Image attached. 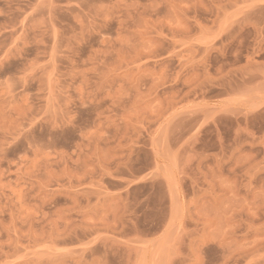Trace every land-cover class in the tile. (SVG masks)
<instances>
[{
	"label": "rangeland",
	"instance_id": "obj_1",
	"mask_svg": "<svg viewBox=\"0 0 264 264\" xmlns=\"http://www.w3.org/2000/svg\"><path fill=\"white\" fill-rule=\"evenodd\" d=\"M0 264H264V0H0Z\"/></svg>",
	"mask_w": 264,
	"mask_h": 264
}]
</instances>
